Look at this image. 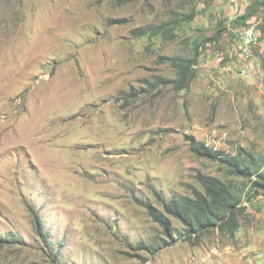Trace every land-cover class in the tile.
<instances>
[{
  "label": "rangeland",
  "instance_id": "374dc122",
  "mask_svg": "<svg viewBox=\"0 0 264 264\" xmlns=\"http://www.w3.org/2000/svg\"><path fill=\"white\" fill-rule=\"evenodd\" d=\"M193 57L187 88L161 83ZM191 140L264 156V0H0V264H264L263 187L232 235L189 241L172 218L164 245L156 193L201 189L198 173L251 184Z\"/></svg>",
  "mask_w": 264,
  "mask_h": 264
},
{
  "label": "trees",
  "instance_id": "16d2710c",
  "mask_svg": "<svg viewBox=\"0 0 264 264\" xmlns=\"http://www.w3.org/2000/svg\"><path fill=\"white\" fill-rule=\"evenodd\" d=\"M122 3L131 0H120ZM256 5V4H255ZM258 5V4H257ZM255 8H249L242 15H239L234 20L235 26L241 27L244 22L254 12ZM193 14L183 16L180 20H191ZM246 25V24H245ZM244 26V25H243ZM161 31L159 27L144 26L138 27L132 31L136 37L144 35H156ZM211 41L210 38L205 39L204 43ZM195 57L188 59L177 58L173 61V65L177 71L175 80L162 79L161 83L172 82L177 90L188 87L189 82L194 77L192 66L195 64ZM190 150L198 157H204L216 160L224 166V174L227 176L238 177L243 180H250L251 184L246 189V182L241 181L234 183L231 178L220 179L218 177L198 173L196 180L200 184L201 189H192L188 195L174 194L167 199H162L157 194L162 209L145 205L147 214L155 221L162 229V234L166 237L162 239L164 245L169 244L168 239H173L176 231L173 225L172 218L176 219L182 225L186 240L190 241L191 236L198 237L204 231L217 228L226 230L230 235L238 226L237 211L240 209L242 199L249 200V195L252 191L257 190V187H263L264 181V156L254 155L248 151L239 148L236 154H225L222 151L213 149L203 142L191 140ZM255 179H252V177ZM14 236L0 234V243L6 240H12ZM168 238V239H167ZM163 243L153 241L145 246L149 253L156 252L164 246Z\"/></svg>",
  "mask_w": 264,
  "mask_h": 264
},
{
  "label": "bare ground",
  "instance_id": "6f19581e",
  "mask_svg": "<svg viewBox=\"0 0 264 264\" xmlns=\"http://www.w3.org/2000/svg\"><path fill=\"white\" fill-rule=\"evenodd\" d=\"M246 36V39L245 37ZM254 30L252 28H243L240 32L239 35V42H240V46H239V52L240 55L243 57H248L249 56V45L250 43L254 40Z\"/></svg>",
  "mask_w": 264,
  "mask_h": 264
},
{
  "label": "built area",
  "instance_id": "2783aa9c",
  "mask_svg": "<svg viewBox=\"0 0 264 264\" xmlns=\"http://www.w3.org/2000/svg\"><path fill=\"white\" fill-rule=\"evenodd\" d=\"M245 37V39H246V36H244Z\"/></svg>",
  "mask_w": 264,
  "mask_h": 264
}]
</instances>
